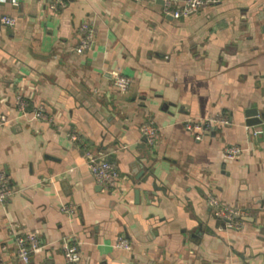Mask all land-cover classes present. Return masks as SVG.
Listing matches in <instances>:
<instances>
[{
  "label": "crops",
  "instance_id": "1",
  "mask_svg": "<svg viewBox=\"0 0 264 264\" xmlns=\"http://www.w3.org/2000/svg\"><path fill=\"white\" fill-rule=\"evenodd\" d=\"M1 14L15 23L0 24V172L11 188L0 264H264V0L179 18L161 0H0ZM38 104L53 121L33 117ZM217 112L231 123L199 140L186 129ZM234 144L244 151L225 158ZM86 148L115 162V191L95 182ZM212 197L240 209L236 225ZM21 232L41 245L27 263L14 253Z\"/></svg>",
  "mask_w": 264,
  "mask_h": 264
},
{
  "label": "built area",
  "instance_id": "2",
  "mask_svg": "<svg viewBox=\"0 0 264 264\" xmlns=\"http://www.w3.org/2000/svg\"><path fill=\"white\" fill-rule=\"evenodd\" d=\"M12 5H17L19 0H8ZM139 1V0H136ZM156 1V0H153ZM163 12L167 16H171L173 18H179L182 16H187L201 7H204L209 4H215L219 0H161ZM54 7V5H53ZM15 23V18L1 14L0 15V24L6 26H13ZM86 47L90 46V43L84 44ZM114 84L121 91H124L128 88L130 84V78L122 75L120 73H116L114 77ZM19 98V97H18ZM19 102L24 104L22 100L19 98ZM33 117L35 118H43L48 122L53 121L54 117L47 113L43 104L35 105L33 108ZM231 123V120L228 115L217 112L214 116L208 117L206 119L200 120H191L188 119L185 121V127L188 131H190L194 138L199 140L202 138V132L204 129L209 127L216 126H227ZM250 134H255L260 132V129L251 128ZM143 134L149 139V141L153 140L155 137V128L150 125H145L143 127ZM71 139L73 141H80V138L76 134L71 135ZM243 148L239 145H229L224 148L223 155L227 159H234L238 155L243 152ZM85 162L87 165V169L92 175L93 179L97 184H99L103 189L107 191H115L118 188V184L122 179V174L117 168L115 162L110 160L106 153L96 152L91 150L90 148H86L84 150ZM11 194V188L9 184V180L4 176L3 173L0 172V203L5 202ZM209 203L214 208V213L216 216L224 219L226 221V225L234 226L237 224L236 218L242 213L239 208L234 206H222L220 202L212 197L209 200ZM65 212L69 214L74 213V206L72 204H63L61 207ZM13 240L15 243L14 253L16 258L20 261L27 263L29 261L30 253L37 251L40 248V243L38 240V236L33 232H21L14 233ZM73 243V242H72ZM118 247H129V243L127 238L124 236H119L115 243ZM64 257L72 261L77 259V245L75 243L72 246H69L68 243H65L64 246Z\"/></svg>",
  "mask_w": 264,
  "mask_h": 264
},
{
  "label": "water",
  "instance_id": "3",
  "mask_svg": "<svg viewBox=\"0 0 264 264\" xmlns=\"http://www.w3.org/2000/svg\"><path fill=\"white\" fill-rule=\"evenodd\" d=\"M257 122H260V119H259V118H257V119H254V118H253V120H251L250 123H251V124H254V123H257Z\"/></svg>",
  "mask_w": 264,
  "mask_h": 264
}]
</instances>
